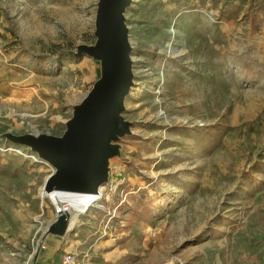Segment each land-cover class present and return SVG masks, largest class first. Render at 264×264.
I'll use <instances>...</instances> for the list:
<instances>
[{"label":"rangeland","instance_id":"374dc122","mask_svg":"<svg viewBox=\"0 0 264 264\" xmlns=\"http://www.w3.org/2000/svg\"><path fill=\"white\" fill-rule=\"evenodd\" d=\"M98 1L0 0V264H40L58 216L40 198L54 169L2 135H63L101 76L75 55ZM249 2L133 0V134L61 264H264V10Z\"/></svg>","mask_w":264,"mask_h":264},{"label":"water","instance_id":"95a60500","mask_svg":"<svg viewBox=\"0 0 264 264\" xmlns=\"http://www.w3.org/2000/svg\"><path fill=\"white\" fill-rule=\"evenodd\" d=\"M132 2L98 1L96 42L79 46L75 55H87L100 62L101 76L82 102L73 107L63 135H2L14 145L29 148L54 169L43 186L47 195H99L110 180L111 160L121 156L120 141L133 134V123L123 115L135 84L133 46L125 16ZM70 227V214L59 211L47 233L62 238Z\"/></svg>","mask_w":264,"mask_h":264},{"label":"bare ground","instance_id":"6f19581e","mask_svg":"<svg viewBox=\"0 0 264 264\" xmlns=\"http://www.w3.org/2000/svg\"><path fill=\"white\" fill-rule=\"evenodd\" d=\"M100 191L101 193L99 195H76L61 192H54L47 195L42 187L40 190V198L42 200L48 199L56 207L58 213L59 211L64 213L67 211L70 213L72 226L82 214L86 213L101 198L103 187Z\"/></svg>","mask_w":264,"mask_h":264},{"label":"crops","instance_id":"0c3cea01","mask_svg":"<svg viewBox=\"0 0 264 264\" xmlns=\"http://www.w3.org/2000/svg\"><path fill=\"white\" fill-rule=\"evenodd\" d=\"M68 233L62 238L56 237L54 235L47 238V247L45 251H42V253L37 258L40 264H51V262H53V264H61V256L63 255L61 251L64 252L67 250L69 247L68 242L71 236H77V234L70 235V233Z\"/></svg>","mask_w":264,"mask_h":264},{"label":"built area","instance_id":"2783aa9c","mask_svg":"<svg viewBox=\"0 0 264 264\" xmlns=\"http://www.w3.org/2000/svg\"><path fill=\"white\" fill-rule=\"evenodd\" d=\"M21 155H24L21 151H19ZM34 160H36L35 156L33 157ZM38 161V160H36ZM66 213H68L66 211ZM41 248H45L44 246H42ZM88 259V255L85 254L84 256L80 257L78 254H71V253H67L63 259L62 264H85L87 262Z\"/></svg>","mask_w":264,"mask_h":264},{"label":"trees","instance_id":"16d2710c","mask_svg":"<svg viewBox=\"0 0 264 264\" xmlns=\"http://www.w3.org/2000/svg\"><path fill=\"white\" fill-rule=\"evenodd\" d=\"M249 5L253 9V14L257 13L260 9L264 10V0H250Z\"/></svg>","mask_w":264,"mask_h":264}]
</instances>
